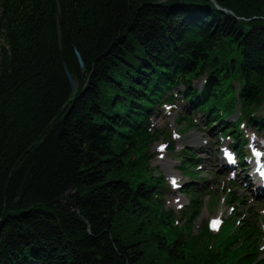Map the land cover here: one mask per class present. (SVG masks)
I'll return each instance as SVG.
<instances>
[{
  "label": "trees",
  "instance_id": "trees-1",
  "mask_svg": "<svg viewBox=\"0 0 264 264\" xmlns=\"http://www.w3.org/2000/svg\"><path fill=\"white\" fill-rule=\"evenodd\" d=\"M89 1L59 0L60 22L55 0L32 12L3 3L0 264H214L204 237L191 252L185 237L169 241L133 174L134 146L150 135L132 138L178 73H209L200 106L214 120L229 77L248 111L262 106L264 0Z\"/></svg>",
  "mask_w": 264,
  "mask_h": 264
},
{
  "label": "rangeland",
  "instance_id": "rangeland-1",
  "mask_svg": "<svg viewBox=\"0 0 264 264\" xmlns=\"http://www.w3.org/2000/svg\"><path fill=\"white\" fill-rule=\"evenodd\" d=\"M28 0H0V13L2 11V7H3V3L6 2L7 4L9 3H17L20 4L22 2H25V4L27 3ZM63 0H60V3H62ZM66 2V0H65ZM73 3L74 0H67V5L69 3ZM90 2L87 4L88 7H90ZM34 3L35 0H29L28 4H26V9H28L29 11L32 12V10H34ZM81 6H85L86 7V0H84L83 4ZM68 7V6H67ZM70 8L68 7V10ZM89 11L91 10V7L88 9ZM55 16L59 21V17H60V7H59V0H55ZM87 14H89L90 12H86ZM2 14V13H1ZM0 21H1V17H0ZM59 31L61 30L60 27L58 26ZM6 34V33H4ZM7 42L6 40V36L2 37L1 40V45H5ZM72 75V74H71ZM76 80L77 78L72 75ZM77 84H78V80H77ZM236 85L238 87L239 84L236 82ZM78 87V86H77ZM76 87V88H77ZM183 106L184 104L182 102H180V107H178L176 110H172V112H167L165 113V108H161L159 111V115H157L156 117H153L151 119V134L150 137L147 138V140L145 139V141H143L141 144L134 146L135 150L133 152L132 155V159H134L135 161V168H134V175H135V181H137L138 183L143 181V179L146 177V165L144 164L143 161V155L145 153H148V159H152V161L149 164V169H150V173L152 175H155L156 177H158L160 175L159 172H161L164 177L166 178L165 183L166 186L168 187V190L166 189L165 195H164V199L166 200V204H165V208L166 210H172L176 213L177 215V223L178 224H182L184 223L182 215H181V211H185L186 208H188V204L190 202L189 199H187L185 197L184 194V190L186 188V185L181 189L180 185L179 189L175 191L174 186H172L170 183L171 181L168 180V175L171 173V175H177L179 176L180 180L185 181L187 179V177L185 175H183L182 173L177 172V170L179 169V167H182L179 163L180 160L178 159V157L180 155H182V153L184 151H187V149H189L187 147L188 144L194 135H198V134H203V129L205 128V120L202 119L203 117L200 114L194 113V110L192 109L191 105H186V109L183 110ZM264 108V106H263ZM188 109V110H187ZM187 114H194L197 118L195 119L197 121V125L195 127V129L193 130V132L191 133H186L184 132V128L185 126H187L188 124L186 122H184V119H181L180 117H178L180 114L182 113H186ZM161 114V115H160ZM199 120V121H198ZM198 125L200 127V129H198ZM166 132H164V131ZM260 138L264 139V134H259ZM145 135H141V136H136L134 137V139L137 138H145ZM124 142L126 140H123ZM169 141H173L175 142L174 147L176 150L173 149V147H171V144ZM116 142H120V140H116ZM170 144V146H169ZM126 149L129 148V146H125ZM167 149L166 151H163L164 149ZM174 150V151H170V150ZM171 152V153H170ZM184 162L186 161V159L183 160ZM207 167H210V163H207ZM139 174V175H138ZM155 188V187H154ZM223 189L227 190L228 188H217L214 187V189L212 190V192L214 193V195L216 196L214 201H217L218 203H216L215 205V211L213 214H209L206 209L202 210V215L200 217V219L198 221L195 222L194 224V233L197 234L198 233V228L202 225L205 224V221H208V219L211 216L214 215H218V219L224 215L225 220H227L230 216V211H231V206H227L226 204H223L224 199L227 197V194L223 191ZM211 193H206L205 195H202L201 200L202 202H204L205 200L208 199V196ZM222 197V199H220L217 196ZM246 197V196H245ZM246 199H250L248 197H246ZM211 200V199H210ZM209 200V202H210ZM180 202V204H178V202ZM213 204V203H212ZM210 207V206H209ZM254 208H257L258 211H261L262 213H264V203H261L257 206H255ZM243 211H246L247 208L243 209L241 208ZM164 210V209H163ZM158 213L161 215L162 212L159 210ZM194 214L191 215V217ZM190 217V219H191ZM165 221H167V223L170 225L168 227L163 228V231L165 233H167L168 237H169V241L172 242L173 239L177 236V230L176 228H174L172 221L170 220V218L167 217V214L164 215V217H162ZM262 218V216L260 217V219ZM228 227H225V232L227 231ZM200 230V229H199ZM213 231H215L212 228ZM180 232V231H179ZM216 232V231H215ZM232 234V233H231ZM230 234V235H231ZM229 233H225L223 235V237L221 238V240H215L217 244V248L219 247L220 243H223L227 240V238L230 236H228ZM244 238L242 240H236V239H232L228 242H226L224 244V249L225 252L223 254H218L217 257L219 259V262H223L225 259V253L227 250H229V253L231 255H233V258H231L230 260H226L224 263L225 264H241L243 263H248L249 260L248 258L251 257V255H253V253L257 250V247L259 244H264V239L263 241L260 239L259 234L256 232H253L252 230H250L249 233L243 235ZM262 238V236H261ZM185 249L184 251H192L195 250L196 248L200 247L199 243H196L193 247L192 245H187L185 244ZM207 247V245H206ZM200 249V248H199ZM208 250V247H207ZM261 252L262 254H264V246L261 247ZM194 253V252H193ZM211 253V252H210ZM191 255V254H190ZM237 255V257H236ZM264 258V256H262Z\"/></svg>",
  "mask_w": 264,
  "mask_h": 264
},
{
  "label": "water",
  "instance_id": "water-1",
  "mask_svg": "<svg viewBox=\"0 0 264 264\" xmlns=\"http://www.w3.org/2000/svg\"><path fill=\"white\" fill-rule=\"evenodd\" d=\"M219 9L222 10L224 13H227L228 12L227 10H224V9H222L220 7H219ZM76 55H77V58H78L80 67L82 69H84L85 68V64H84V62L82 60V57L80 56V53L78 51H76ZM65 72H66L67 77H68V80H69V82L71 84L72 90L75 91L77 89L76 87L78 86L77 80L71 75V73L69 72V70H68L67 67H65Z\"/></svg>",
  "mask_w": 264,
  "mask_h": 264
},
{
  "label": "bare ground",
  "instance_id": "bare-ground-1",
  "mask_svg": "<svg viewBox=\"0 0 264 264\" xmlns=\"http://www.w3.org/2000/svg\"><path fill=\"white\" fill-rule=\"evenodd\" d=\"M248 175H244V180H248ZM246 182V181H245ZM246 186L248 187V191L252 194V195H256V193H259L258 191H256V193L254 192V190L249 186V183L246 182ZM198 205V204H197Z\"/></svg>",
  "mask_w": 264,
  "mask_h": 264
},
{
  "label": "snow or ice",
  "instance_id": "snow-or-ice-1",
  "mask_svg": "<svg viewBox=\"0 0 264 264\" xmlns=\"http://www.w3.org/2000/svg\"><path fill=\"white\" fill-rule=\"evenodd\" d=\"M231 159H232V157L229 156V160H231ZM173 183L175 184V181H173ZM218 223H219V221H213V222H212V227H213V228H216L217 225H218Z\"/></svg>",
  "mask_w": 264,
  "mask_h": 264
}]
</instances>
